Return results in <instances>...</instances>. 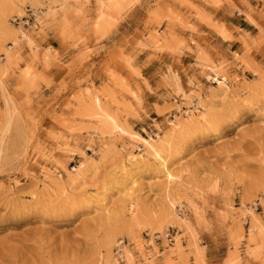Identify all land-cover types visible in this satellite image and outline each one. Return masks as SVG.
<instances>
[{"label": "rangeland", "instance_id": "rangeland-1", "mask_svg": "<svg viewBox=\"0 0 264 264\" xmlns=\"http://www.w3.org/2000/svg\"><path fill=\"white\" fill-rule=\"evenodd\" d=\"M120 241L264 264V0H0V264Z\"/></svg>", "mask_w": 264, "mask_h": 264}, {"label": "crops", "instance_id": "crops-1", "mask_svg": "<svg viewBox=\"0 0 264 264\" xmlns=\"http://www.w3.org/2000/svg\"><path fill=\"white\" fill-rule=\"evenodd\" d=\"M231 10V9H230ZM226 11H229V10H226ZM226 11H224V10H215V11H213V15H214V17L215 18H217V19H219V21H221L220 23H228V24H232V23H234L233 22V18L234 17H240V15L238 14V13H236V12H234V14H233V16L232 15H227V14H229L228 12H226ZM232 19V20H231ZM241 19H243V18H241ZM229 21V22H228ZM220 40H222V39H220V37H216V38H214V40L213 41H211V43L212 44H214L215 45V43L216 42H219ZM223 45H224V43H223ZM187 58H190L188 55H186L185 57H184V59L186 60ZM190 65H192V62H191V64Z\"/></svg>", "mask_w": 264, "mask_h": 264}, {"label": "built area", "instance_id": "built-area-1", "mask_svg": "<svg viewBox=\"0 0 264 264\" xmlns=\"http://www.w3.org/2000/svg\"><path fill=\"white\" fill-rule=\"evenodd\" d=\"M147 235H149V234H147ZM160 239H161L160 236L154 235V240H160ZM166 239L167 240L172 239L170 231H168V233L166 234ZM124 245H125L124 241H120L119 244L117 245V247H116L117 249H116V253H115L116 254V262L114 264H126L125 258L123 256Z\"/></svg>", "mask_w": 264, "mask_h": 264}, {"label": "bare ground", "instance_id": "bare-ground-1", "mask_svg": "<svg viewBox=\"0 0 264 264\" xmlns=\"http://www.w3.org/2000/svg\"><path fill=\"white\" fill-rule=\"evenodd\" d=\"M172 176V175H171Z\"/></svg>", "mask_w": 264, "mask_h": 264}]
</instances>
